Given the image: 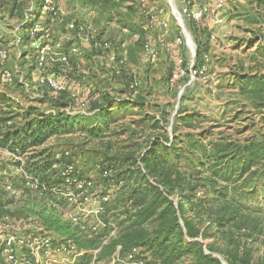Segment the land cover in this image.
I'll use <instances>...</instances> for the list:
<instances>
[{"label": "trees", "instance_id": "16d2710c", "mask_svg": "<svg viewBox=\"0 0 264 264\" xmlns=\"http://www.w3.org/2000/svg\"><path fill=\"white\" fill-rule=\"evenodd\" d=\"M123 1L89 0L90 5L99 8L101 13L108 12L110 16H112L113 9H116L115 7H118ZM181 1L189 8H210L216 0H208L205 4L196 3L195 0ZM82 2L87 3L88 0H82ZM137 2L144 5L147 0L144 3L141 0H137ZM249 2L254 5L255 11L263 12L258 9L264 7V0H249ZM26 4L25 0H0V11L5 10L6 15L11 19L16 15H21V19H23V9ZM36 14L38 13L35 12L31 17L34 19L39 17V20L43 21V41L50 39L52 31L61 32L52 38L61 40V49L58 52L63 53L61 55H64L66 59L61 61L59 58L61 55L58 54L55 62L50 63L53 69L50 70V73L44 74L43 78L57 74L56 78L65 85V90L55 92L56 96L47 99L49 106L55 108L54 111L52 108L43 111L26 106L14 117L0 115V150L5 151L11 159L13 157L19 159L15 162L19 172L14 178L12 176H10L12 178L4 177L8 168L0 165V218L5 215L25 220L31 218L35 224L43 227L51 235L53 246H57L59 242L73 243L77 250L83 251L75 264H100L99 258H104L110 264L114 253L117 252L123 258L132 249H137L133 260H142L143 264H175L181 256L188 253L191 254V262L188 264H222L220 258L211 254L214 251L212 243L205 246L204 242L197 240L198 238L204 240L206 237L222 238L234 246V250H228L227 254L230 264H252L249 248L245 246L246 242H242L243 247L240 254L238 249L240 244L238 243L242 238L251 242L264 243V211L258 205L252 206L245 202L246 196H243V190H236L235 185L238 177L235 176V172L241 175L258 162L259 155L264 152L262 141L258 143L251 141L248 145L236 148L234 155H238L242 161L241 164L237 163L239 166L236 170L232 168L235 165L233 163L238 162L237 156L228 153L229 145L213 144L212 149L208 150V154H205V148L200 149L201 152L196 156L199 161L198 167L203 168L204 161H207L208 165L205 170L197 167L195 172L197 175H195L193 172L172 168L161 160L156 146H163L162 141L169 142L170 145L172 142L168 136H157L149 140L148 148L138 157L132 153L123 155L121 159L128 163L125 168H123V163L120 164V161H117V165L108 163L99 167V172L107 170V173L100 177L102 185L98 186L105 187L109 184L117 187L112 199L103 203V211L99 214V218L106 225L104 228L88 233L86 230L94 224L93 218L88 216L73 222L66 217V214L72 211L74 206L63 201L51 188H58L65 183L66 179L72 180L74 177L81 180L91 179L84 177V174L71 160L73 158L69 156L68 151L54 152L51 147L43 146L51 138L61 137L77 130L86 132L90 138L98 137L99 128L89 124L93 120L91 114L96 115L95 113L98 112L105 120L108 119L110 116L108 113H104V107L113 98L104 97V99L102 98L103 102H100L101 100H98V96L95 95L80 99L77 92L79 89V79L76 76L78 54L72 52V47L73 45L78 47L79 43L84 40L76 39L75 30L69 29L68 24L71 22L76 25L89 23L65 18L61 13V8L56 14L51 12ZM28 15L30 14L28 13ZM259 16L264 23V13ZM60 18L62 21H59ZM186 19L195 42L194 63L195 66H200L203 63V55L208 54V40L211 37L212 28L215 26L213 16L205 13L199 22L187 17ZM12 20L8 22L10 23ZM250 23H256L255 19L252 18ZM120 28L123 31L125 29L128 31L127 28ZM20 29L21 35L19 36L25 44L23 45V55L18 58L19 62L28 61L27 54H30L32 60L29 61L36 64L35 54L28 47L29 24L22 23ZM65 34L71 36L68 42H65L66 40L61 37ZM130 35L134 34L131 32ZM259 36L264 46V25L263 32ZM0 37L2 38L1 35ZM98 37H102L99 30ZM104 39L111 42V51L116 52L117 48L113 43H119L123 37L120 40L115 39L114 42L107 38ZM1 42L0 39V50L7 52ZM85 42L95 49L94 54L107 58L109 50L94 47L90 41ZM8 59V52L6 58H2L0 54L1 68ZM68 62L71 70L63 72L60 67ZM187 62L183 59V66H186ZM4 73H2L3 77H5ZM11 76L13 77L12 73ZM170 78L171 72L167 77V84L169 83V87L173 89L178 83L185 84L189 79L187 75L172 81ZM5 80L7 81L6 77ZM12 80L13 78L10 81ZM236 82L244 97L251 101L259 99V103H264V73L238 74ZM125 85V92L134 94L135 97L138 95L139 82L137 79L129 77ZM29 87L35 90L46 88L53 91L47 84L40 82L32 88ZM141 99H128L127 105L133 103L135 107H142ZM79 102L89 104V110L93 113L82 115L79 113L69 114L66 111L65 108H72ZM83 121H87L88 124L85 122L83 124ZM199 145L201 148L200 142ZM20 157L26 159L22 160ZM68 166H71L72 169L66 170ZM122 168L123 170H120ZM26 176L29 179H26ZM31 180L36 181L37 188L30 185ZM94 185L97 184L94 182ZM7 186L19 192L18 196L15 197L10 190H7ZM174 193L180 195L177 202L173 199ZM102 194L103 191L98 196H102ZM183 202L187 203L190 216L185 215L186 209ZM12 209L16 210L12 211ZM180 220L182 224L179 222ZM83 225L86 227L85 229H82ZM202 226L205 227L202 229ZM113 229H115V233L110 235V231ZM186 239H190V241L188 242ZM23 251L25 250L23 249Z\"/></svg>", "mask_w": 264, "mask_h": 264}, {"label": "rangeland", "instance_id": "374dc122", "mask_svg": "<svg viewBox=\"0 0 264 264\" xmlns=\"http://www.w3.org/2000/svg\"><path fill=\"white\" fill-rule=\"evenodd\" d=\"M34 1L37 3L38 0ZM207 1L195 0L199 4H205ZM71 2L79 6L77 14H73V19L93 24L102 36L105 35L113 42L121 34L124 43L123 46L120 42L113 43L118 53L115 54L116 59L113 62L99 54H91L92 57L96 56L94 58L82 54L76 57L79 98L95 95L100 102H103L104 97L113 98L104 107V113L110 116L106 120L98 112L92 115L89 104L79 102L72 108H65L69 114H91L93 120L89 124L99 128L98 137L90 138L86 132L77 130L51 138L43 146L51 147L54 152L68 151L69 156L73 158L70 159L84 177L97 184L96 188L110 191L114 195L117 187L113 188V185L109 184L104 185L105 187L98 186L101 184L100 177L107 173V170L99 172V167L108 163L117 165V161H120L125 168L128 163L123 162L121 157L129 153L138 157L148 148L149 140L157 136H168L172 142L170 145L169 142L162 141L163 146H156L161 160L172 168L194 174L199 166L196 156L201 152L200 149L205 148L204 152L208 154L213 144L229 145L228 153L237 156L238 162H234L232 168L236 170L239 166L237 163H242L239 156L234 155L237 147L248 145L251 141H262L264 146V103H259V99L251 101L244 97L236 82L238 74L264 73V46L259 36L264 25L259 15L264 13V7H259L258 10L263 12H258L253 9L254 5L249 0H227L224 7L218 11L220 22L212 28L208 40L207 52L210 62L207 71L202 76L188 79V83H178L174 90L167 84V77L175 60L182 58L195 62L196 56L190 26L181 11L184 6L181 0H147L144 5L139 4L137 0H124L113 9L112 16L106 11L101 13L99 8L93 12L91 7L80 6L79 0ZM87 3L90 4L89 0ZM36 7L29 11L31 15L35 12L40 14ZM150 13H156L158 20L167 24L166 27H161L157 22L143 32L141 26L145 24ZM6 14L5 10L0 11V33H3V37H0L1 45L9 54L3 68L0 67V115L14 117L26 106L46 111L52 108L47 99L53 98L57 93L46 88L30 89L29 86H36L40 78L50 73L53 68L48 63L39 68L33 61H29L32 60L30 54H27L28 61L24 59L26 62H19L18 58L23 55L25 42L21 39L16 42L9 34V26L18 24L22 17L16 15L13 17L16 20H12L13 18ZM252 18L256 23H250ZM10 20L12 23L8 22ZM120 27L127 28L129 32L125 29L127 32L121 33ZM131 32L136 37L130 35ZM178 37L183 40L181 45L175 43V38ZM145 44L155 48L157 55L153 60L144 57ZM60 69L63 72L70 71L69 62ZM3 72H11L13 80L6 81L2 76ZM129 77L139 82V93L136 97L124 91L125 82ZM24 84L27 85L26 89ZM139 98H142V107H135L133 103L127 105L128 99ZM54 109L52 108V111ZM84 122L88 124L87 121H83V124ZM17 160L19 159H11L5 151L0 150V165L8 168L4 177H17ZM204 163L205 166L198 169L205 170L208 163ZM235 176L238 177L235 188L237 191L243 190L245 202L252 206L258 205L264 211V152L259 155L258 162L253 164L250 170L241 175L235 172ZM173 199L177 202L180 195L174 193ZM183 204L185 215L190 216L187 203ZM179 222L182 224L181 220ZM204 227L202 226V229ZM197 240L204 242L205 246L212 243L214 251L211 254L225 264H230L227 254L228 250H234V246L225 239L206 237L204 240ZM242 242H246L245 246L249 248L251 263L264 264V243L242 238L238 243L239 254L242 251ZM99 259L100 264H108L104 258ZM189 262L191 254L188 253L181 256L175 264Z\"/></svg>", "mask_w": 264, "mask_h": 264}, {"label": "built area", "instance_id": "2783aa9c", "mask_svg": "<svg viewBox=\"0 0 264 264\" xmlns=\"http://www.w3.org/2000/svg\"><path fill=\"white\" fill-rule=\"evenodd\" d=\"M64 0H40L38 3V9L40 12H51L56 14L60 10V2ZM227 0H216L214 5L210 8H189L182 6L181 11L185 17L192 19L195 22L201 21L205 13L213 16L214 24H218L220 19L218 18V11L221 10L226 4ZM142 3L145 0H141ZM59 21H62L61 18ZM161 27H166V23L162 20H158L156 13H150L147 17L145 24L141 26L143 31L153 27L156 23ZM24 24H29L28 30V47L32 49L35 54V62L38 67H44L45 65L55 62L58 58V51L61 49V40H55L53 42H45L42 40L44 36L43 22L38 18L34 19L31 15L26 16ZM69 29L75 30V37L78 40L90 41L94 47H99L104 50H109L107 59L115 61V51H111L112 44L110 41L103 37H98V30L91 24H75L71 22L68 24ZM125 31V30H124ZM136 37V35H133ZM175 43L181 45L183 40L181 37L175 38ZM123 46L124 43H121ZM72 52H78V47H72ZM144 57L149 60H153L157 52L154 47L145 44ZM2 58L7 57L5 50H0ZM61 61H65V56H59ZM208 54L203 55V63L200 66H195L194 61L187 62L186 66H183V59L177 58L173 67L171 68L170 80H176L182 76L187 75L190 78L195 76H202L207 71L209 64ZM7 81H10L12 76L10 72L4 73ZM41 84H47L54 92H60L65 90V85L61 84L53 75H48L45 78H40ZM188 83V82H187ZM72 167L68 166L66 170H71ZM29 179V177H25ZM31 186L38 187L36 181L31 180ZM10 190L15 197L19 192L12 190L10 186L6 187ZM114 188V187H113ZM61 197L63 201H66L69 205L74 206L72 211L66 214V217L73 222H77L80 218L90 216L93 218L94 224L91 225L86 231L93 233L101 230L106 225L99 218V214L103 211V203L109 202L113 194L110 191H103L102 188H96L93 181L81 180L77 177L72 180L66 179L65 183L58 188H51ZM103 191L102 196H98ZM35 225V226H34ZM86 227L83 225L82 229ZM115 233V229L110 231V235ZM23 249L25 251H23ZM83 253V251L77 250L75 245L70 242L60 243L57 246L52 245V237L41 226L35 224L31 218L27 220L22 218H16L9 216H2L0 218V264H75L77 258ZM137 253V249H132L127 253L125 257H120L116 252L111 257L110 264H143L142 260H133V257ZM155 264V263H149Z\"/></svg>", "mask_w": 264, "mask_h": 264}, {"label": "crops", "instance_id": "0c3cea01", "mask_svg": "<svg viewBox=\"0 0 264 264\" xmlns=\"http://www.w3.org/2000/svg\"><path fill=\"white\" fill-rule=\"evenodd\" d=\"M26 1V6L25 8L23 9L24 10V18H26V16H29L28 15V12L29 11H32V9L35 8V6H38V3L40 0L37 1V3L34 1V0H25ZM79 5L80 6H83V7H86L88 6V8H92V11L94 12V10L96 9L95 6H91L90 4L88 3H84L82 2V0H79ZM60 8H61V13L64 15L65 18L67 19H73V14H77L78 12V5L77 3L74 2V4L71 2V0H64L63 2H60ZM37 8V7H36ZM39 11V10H38ZM40 12V11H39ZM31 12H29L30 14ZM37 13V12H36ZM41 14V12H40ZM31 15V14H30ZM40 16V15H39ZM24 18L21 20V22L19 21L18 24L16 25H11L10 28H12L10 31H9V34L12 35V37L14 38V40L17 42L18 40H20V36L21 35V29H20V25L23 23V20ZM39 19V17H38ZM75 20V19H74ZM43 22V21H42ZM80 22H83V21H80ZM12 23V21H11ZM86 23H89V22H86ZM91 24V23H89ZM93 25V24H91ZM123 32V29L121 30V33ZM52 36L50 35V41H52L53 39L55 38H52L53 36H58L59 34H61V32L59 33H56L55 31H52ZM3 33L1 32L0 35H2ZM3 37V36H2ZM61 37H63L64 40H66L65 42H68L70 39H71V36L70 34H65V35H61ZM103 38H106L105 35L102 36ZM123 37L121 36V34H119L116 38V40H120V38ZM48 40V41H49ZM56 40V39H55ZM47 40L45 42H48ZM119 42H123V40L119 41ZM95 52V49H92V46L87 43V42H80L79 45H78V56L80 54L82 55H87L89 56L90 58H94L95 55H93V57L91 56V54H94ZM18 54H20V52H18ZM118 54V53H117ZM96 57V56H95Z\"/></svg>", "mask_w": 264, "mask_h": 264}, {"label": "bare ground", "instance_id": "6f19581e", "mask_svg": "<svg viewBox=\"0 0 264 264\" xmlns=\"http://www.w3.org/2000/svg\"><path fill=\"white\" fill-rule=\"evenodd\" d=\"M172 1V0H171ZM174 12H175V14H176V16H177V18H178V20H179V16H178V14L176 13V10L174 9ZM188 41H189V43H190V40L188 39ZM191 44V43H190Z\"/></svg>", "mask_w": 264, "mask_h": 264}, {"label": "water", "instance_id": "95a60500", "mask_svg": "<svg viewBox=\"0 0 264 264\" xmlns=\"http://www.w3.org/2000/svg\"><path fill=\"white\" fill-rule=\"evenodd\" d=\"M190 40V39H189ZM190 43L192 44L191 40H190ZM193 45V44H192ZM222 264H225L223 261H222Z\"/></svg>", "mask_w": 264, "mask_h": 264}]
</instances>
